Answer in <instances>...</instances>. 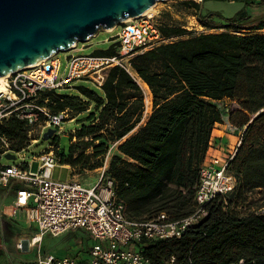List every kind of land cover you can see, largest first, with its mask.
Masks as SVG:
<instances>
[{"label":"trees","instance_id":"16d2710c","mask_svg":"<svg viewBox=\"0 0 264 264\" xmlns=\"http://www.w3.org/2000/svg\"><path fill=\"white\" fill-rule=\"evenodd\" d=\"M222 1L242 2L244 7L225 16L199 14L200 2L194 0L179 3L183 10L195 9L207 29L221 30L187 36L190 31L184 26L160 22L162 35L177 39L137 48L130 58L136 76L114 65L101 85L82 79L84 83L71 91L53 90L40 98L52 112L68 109L80 122L76 129L80 141L56 154L60 164L102 167L111 144L119 143L121 155L112 157L106 174L114 181L125 213L135 220L153 219L161 212L173 219L191 213L199 170L214 126L224 114L218 104L225 98L237 102L230 123L246 128L229 165L239 178L229 203L232 213L218 200L211 202L205 219L181 238L146 246L152 264L173 254L182 264H264V212L238 215L234 208L239 197L256 190L262 191L264 204V34L257 32L264 28V12L249 11L264 6V0ZM116 46L93 55L114 56ZM137 78L148 86L152 101L143 125L145 91ZM0 131L13 140L14 150L29 144L20 120L0 125ZM88 148L91 153H86ZM89 247L74 257L86 259Z\"/></svg>","mask_w":264,"mask_h":264},{"label":"built area","instance_id":"2783aa9c","mask_svg":"<svg viewBox=\"0 0 264 264\" xmlns=\"http://www.w3.org/2000/svg\"><path fill=\"white\" fill-rule=\"evenodd\" d=\"M159 23L152 14L125 20L119 24L121 28L116 35L117 53L114 56L71 55L68 57L65 76L60 75L61 61L57 54L9 74L4 90L0 91V125L13 118L22 121L27 128L29 143L37 140L31 139L36 127L41 130V135L48 126L63 133L62 122L75 120L76 117L70 116L68 109L52 112L40 103L42 95L70 87L74 80L85 79L101 85L108 70L114 65L131 72L130 58L137 48L148 49L175 40L162 35ZM234 32L249 33L248 30ZM257 32L264 34V28ZM232 101L224 108L221 121L214 126L209 149L195 186L196 206L189 215L179 219H173L166 212H161L149 220L128 217L123 203L117 199L114 181L106 174V164L100 167V177L94 185L82 182L73 171L71 178L66 181L54 179L53 173L59 159L53 143L32 162L0 164V186L15 185L16 209L25 210L29 222L38 229L32 237L21 240L18 247H34L46 233L60 235L71 230H82L95 240L89 247L86 259L79 260L72 255L57 257L53 254H42L38 249L34 263L152 264L146 255V246L158 240L181 238L187 230L205 219L209 213L207 206L211 202L218 200L223 209L231 214L229 203L237 192L239 178L230 170L229 165L241 144L246 128L230 123V112L238 107L237 102ZM150 108L152 101L145 95L144 118ZM226 130L230 131L228 135L236 137L229 156L222 158L212 155L215 138L222 137ZM12 145L13 140L0 131V153H15L17 150ZM26 148L18 150L23 153L22 157ZM37 234L40 239H35ZM161 264L182 263L173 254L163 259Z\"/></svg>","mask_w":264,"mask_h":264},{"label":"rangeland","instance_id":"374dc122","mask_svg":"<svg viewBox=\"0 0 264 264\" xmlns=\"http://www.w3.org/2000/svg\"><path fill=\"white\" fill-rule=\"evenodd\" d=\"M184 0H164L158 1L154 5V10L150 14L153 18L159 22H175L184 26L190 31L189 35H197L208 31H220L219 28L207 29L204 27L196 16V10H183L184 8L178 6ZM244 4L240 2L222 1V0H205L203 3L202 12L206 14L208 12H219L225 16H232L239 9L243 8ZM249 11L254 13L258 11L254 8H249ZM214 26H217V22L214 21ZM121 25L113 30H101L97 35L90 38L88 41H80L76 48H72L66 51H59L57 57L61 61L60 75H67L68 57L71 55H90L95 51L106 49L113 43H116V35L120 30ZM207 29V30H206ZM177 39V38H175ZM131 72H134L131 70ZM135 76V75H134ZM82 80H74L70 86L59 91H71L73 86L83 84ZM145 95L151 101V94L149 89H144ZM228 105L226 102H220L218 106L225 108ZM151 112V108L148 111V115ZM70 116H75V113L70 112ZM147 115V116H148ZM146 116V117H147ZM142 121L143 125L146 118ZM80 122L77 120H66L62 122L63 133H54L53 139H45L43 134L51 127H47L44 133L40 134V129L36 127L35 131L31 134V139H37L35 142L28 144L24 157L22 152L15 151L16 158H7L5 154L0 153V164H23L29 163L34 158H39L41 154L47 151L50 144L53 143L55 154L67 152L72 144L79 143L77 136V130ZM72 130H75L72 133ZM229 130H226L222 137H216L211 149L212 155H218L225 158L229 156L232 146L236 142L235 135H228ZM27 137L28 133H27ZM119 143L111 144L108 154L103 159L102 167L106 166V169L110 168V161L114 155H121L118 151ZM79 148H82L80 146ZM92 149L88 148L86 153H91ZM26 166V165H24ZM71 167V166H70ZM73 172L78 174L80 180L86 184L94 185L101 173V168H95L90 170L88 168H74ZM72 176V170L66 165L60 163L54 169L53 178L57 180L66 181ZM15 192V185L9 187L0 186V264H33L37 257L38 249L42 254H53L57 257H63L66 255L75 256L78 253L86 250L90 245L89 242L95 240L89 236L88 233L82 230H71L60 235H52L46 233L41 237L38 245L29 248L23 246L19 248L18 244L23 239L32 237L36 234L38 229L29 222L27 214L23 209H16L15 202H11L13 193ZM262 200V191L256 190L248 192L243 197H239L237 202L234 203L236 214L243 215L249 213L264 212Z\"/></svg>","mask_w":264,"mask_h":264},{"label":"water","instance_id":"95a60500","mask_svg":"<svg viewBox=\"0 0 264 264\" xmlns=\"http://www.w3.org/2000/svg\"><path fill=\"white\" fill-rule=\"evenodd\" d=\"M158 1L164 0H0V76L70 50L101 30H113ZM199 2L201 13L204 0ZM55 131L49 128L44 138Z\"/></svg>","mask_w":264,"mask_h":264},{"label":"bare ground","instance_id":"6f19581e","mask_svg":"<svg viewBox=\"0 0 264 264\" xmlns=\"http://www.w3.org/2000/svg\"><path fill=\"white\" fill-rule=\"evenodd\" d=\"M194 1L199 2L200 0H194ZM152 10H154V6L151 7L149 10H147L146 12H144L142 15H147V14L149 15L152 12ZM131 19L132 18H129V19H127V21H130ZM131 73H132V75L136 76L135 72H131ZM8 76H9V74L4 75V76H0V91L4 90V87H5L4 84H5V81H6ZM137 81L139 82V84L142 86L143 89H145V90L148 89V86L142 80L137 78ZM35 239H40L39 234L36 235Z\"/></svg>","mask_w":264,"mask_h":264},{"label":"crops","instance_id":"0c3cea01","mask_svg":"<svg viewBox=\"0 0 264 264\" xmlns=\"http://www.w3.org/2000/svg\"><path fill=\"white\" fill-rule=\"evenodd\" d=\"M240 3H242V2H240ZM192 9V8H191ZM257 10L258 11H256L255 13H254V11L252 12L253 14H259V13H263L264 12V6H262V7H260V8H257ZM200 14V13H199ZM82 81H84V80H82ZM87 82V81H86ZM70 87H72V86H70ZM74 87V86H73ZM222 102H226L227 104H230L231 102H233L232 101V99H230V98H225ZM64 165H66L67 167H69L72 171H73V167H70V165L69 164H64ZM15 192L13 193V195H12V198H11V202H15ZM34 262H35V260H34Z\"/></svg>","mask_w":264,"mask_h":264}]
</instances>
